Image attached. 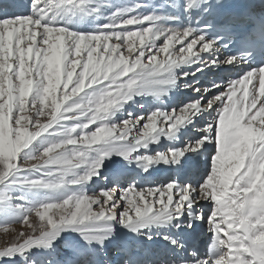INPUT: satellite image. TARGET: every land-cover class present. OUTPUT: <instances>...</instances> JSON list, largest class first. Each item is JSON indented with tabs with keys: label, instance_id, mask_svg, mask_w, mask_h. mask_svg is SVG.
<instances>
[{
	"label": "rangeland",
	"instance_id": "rangeland-1",
	"mask_svg": "<svg viewBox=\"0 0 264 264\" xmlns=\"http://www.w3.org/2000/svg\"><path fill=\"white\" fill-rule=\"evenodd\" d=\"M90 2H67L73 6L74 18L86 27L81 34L88 36L95 28L103 27L104 34L119 43L116 49L89 44L86 37L69 39L64 30L30 34L28 29L0 36V143L5 142L7 157L0 168V254L15 253L0 258L3 264H32L33 260L50 264L56 260V254L44 246L60 231L65 239L83 244L76 231L66 228L75 225L79 230L89 223L84 217L97 212L99 202L102 203H95L91 195L98 193L102 199L107 195L102 190L112 193L117 186L125 187L121 182H128L122 178L96 186L103 174L96 172V167L109 150L102 144L104 140L128 125L126 117L118 119L108 108L114 90L126 83V76L129 78L128 68H120L130 60L129 42L135 32L146 30L148 25L144 21L149 12H137V17L131 0ZM98 2L110 3L107 14L111 16L106 15L102 24L87 13ZM125 9L127 14L120 17ZM118 56L129 59L117 66ZM182 72L189 71L177 69L165 74L179 76ZM234 93L235 90H229L225 101L240 106L225 111L228 123L224 126L220 122L216 144L205 161L202 182L207 179L216 185L215 195L226 204L237 262L264 264V149L257 152L254 142L258 131L264 130L263 93ZM200 97L197 95L196 99ZM154 115L160 119L161 112L148 111L140 126L152 127ZM62 152L65 154L61 155ZM14 158L16 168L5 177ZM116 192L113 194L118 200L121 191L119 195ZM124 206L123 202L118 212L124 211ZM211 208L207 209L205 220ZM112 255L119 264L126 263L124 255Z\"/></svg>",
	"mask_w": 264,
	"mask_h": 264
},
{
	"label": "bare ground",
	"instance_id": "bare-ground-1",
	"mask_svg": "<svg viewBox=\"0 0 264 264\" xmlns=\"http://www.w3.org/2000/svg\"><path fill=\"white\" fill-rule=\"evenodd\" d=\"M88 1L91 3L90 0ZM25 2L30 3V0ZM67 2L68 0H34V4L41 5L34 15L14 21H0V36H3V33L14 35L18 31L28 29L31 30L30 34L37 31L41 34L44 30L54 31L55 29L66 31L69 39L86 37L89 44L91 42L98 47L117 48L119 43L113 42L106 36L103 27L95 28L88 36L81 34L86 27L74 18L71 14L73 6ZM130 3L131 7L134 6L136 15L137 12L141 15L145 11L146 14H148L147 11L149 12V16H146L147 19L144 21L148 26H145L146 30L139 31L140 33L135 28L136 36L132 42H129L132 44V52L128 56L129 62L124 64L129 58L119 56L117 58V66L118 63L124 64L121 70L125 71L128 68L129 78L125 75L126 72L122 71L127 78L126 83L120 84L119 88L114 90L111 97L112 105L108 108V112L118 119L126 117L127 121L124 120L128 125L120 129L121 131L118 130L109 135L110 137L102 143L109 150L108 154L105 153L102 156L101 162L96 167V172L103 173L101 178L97 179L96 186H104L109 181L117 182L127 178L128 182L119 181L126 189L121 190L119 199L115 201L119 205L125 203V210L120 213L127 211L131 215V220L125 215H121L120 220L125 226L141 229L133 232L118 223L104 222L111 223L112 236L104 241L103 246L99 244L91 246L95 248L104 264L116 258L112 254L124 255L125 264H130L133 260L138 261L139 264H169L175 257L176 250L162 238L167 234L184 242L185 247L190 246L199 255L200 264H239L238 258L234 255L236 243L230 231L231 217L229 218V211H226L224 206L226 204L223 205V202L215 195L216 185L207 179L202 183L199 181L207 156L211 153L214 142L216 144L220 122L224 126L228 123L225 111H232L240 106V103L236 107L237 102L225 101L228 91L235 90L234 95L241 92L242 96H249L251 93L254 95L256 92L259 96L263 93L262 100H264V86L260 87L259 84V69L256 66H248L244 60L238 58L234 65H227L226 57L230 54L223 52L218 45V49L214 48L209 52L208 48L200 43L199 35L193 31L192 27V22L205 12L201 10L185 12L182 7L184 0H131ZM108 4L98 2L90 10H87L85 5L83 8L92 19L102 24L107 20ZM165 5L177 8L178 12L172 15ZM113 6L115 9V5ZM123 6L126 8V4ZM251 6L253 12L264 11V0H255ZM154 9L162 10L163 13L153 14ZM126 14L125 9L119 13V16ZM139 22L141 23V20ZM152 23H160V25ZM11 34L8 37L10 39L13 37H10ZM64 35L66 36L65 33ZM198 44L199 47H197ZM133 53L136 55L134 56ZM217 55L225 59L218 60ZM215 65L221 66L217 68ZM177 69H186L189 72L185 74L182 72L184 75L179 74V76L165 74ZM197 95L201 97L196 99ZM170 106L172 108L168 110ZM150 110H158L161 116L159 115V119L157 115H154L155 126L151 127L152 130L147 136L141 138L143 135L141 129L148 131L149 126L148 124L140 126V124ZM76 118L80 119L79 116ZM157 120L158 124H155ZM136 137L139 139H134ZM254 142L257 144V146L255 144L257 152L264 149V130L258 131ZM204 144H207L206 148H202ZM184 150L189 153L181 157V160L187 161L183 167L179 163L172 164L169 161L168 163L156 162L149 165L146 170L143 168L149 164V157L156 159L157 153H163L165 159L174 160L183 154ZM64 154L62 152L61 155ZM5 156L6 144L1 142L0 168L5 163L4 160L7 158ZM15 168L16 159L14 158L5 177ZM214 170L216 171V168ZM211 171L213 172V168ZM216 173L218 174V171ZM191 175H195L192 179L200 185L197 187L187 183L182 186L176 183L167 185L168 182L183 181ZM162 185H164L162 188H157ZM96 190L97 188L94 193ZM116 190L115 187L114 192ZM114 192H107L102 199L97 196L98 193L91 195V200L93 199L95 203L102 200V203L98 204L96 213H99L102 208L107 217L118 212L120 207L117 208L114 205L108 207L109 198L114 197ZM122 197L123 200H121ZM137 201L141 204H137ZM210 206L212 210L206 219L208 221L205 219L201 221V215L206 214ZM137 208L140 209L142 216L149 218L146 223L137 217L135 213ZM181 213L198 223L195 232L186 231L181 234L174 227L167 225L171 220L179 218ZM188 222L187 219L181 221V223ZM89 223L96 224L98 220L94 218ZM79 230L87 231L92 235L106 234L95 227L79 228ZM155 233L157 235H154ZM208 245L209 247L206 248ZM45 249L49 250V248ZM216 252L219 254L217 255Z\"/></svg>",
	"mask_w": 264,
	"mask_h": 264
},
{
	"label": "snow or ice",
	"instance_id": "snow-or-ice-1",
	"mask_svg": "<svg viewBox=\"0 0 264 264\" xmlns=\"http://www.w3.org/2000/svg\"><path fill=\"white\" fill-rule=\"evenodd\" d=\"M41 5L34 4V0H30V3L25 2V0H0V21H14L24 18L25 16H32L34 15L35 11L40 8ZM185 12H191L193 10H201L203 12H209L210 10L216 17L215 23L211 25L214 27L219 35H223L226 38H236L238 40L243 41L246 37L250 36L254 29L257 28V22L253 19H250L246 13L243 12L242 8L232 6L225 2V0H214V3L210 2V0H184L182 5ZM191 28V27H189ZM193 31H199V39L200 43L204 44L208 51L211 52L214 48H217V41L206 39L203 34H201L200 29H193ZM259 32L262 38H264V20H262L259 24ZM227 46V45H225ZM199 47V44L197 45ZM218 60H224L225 57H220L217 55L216 57ZM237 58L241 59L238 56L227 55V65H234ZM242 60V59H241ZM217 68L221 65H215ZM264 67V66H261ZM257 67V68H261ZM255 69V68H253ZM251 69V70H253ZM248 70V71H251ZM211 94V93H209ZM152 130L151 126H149L148 131H144L141 129L143 136H147L149 132ZM207 144H204L202 148H206ZM188 151L184 150L183 154L179 155L176 159H165L163 153H157L156 159H152L149 157V164L146 167H143L145 170L151 164L156 162H165L168 163L169 161L172 164L179 163L181 167L187 162L185 160H181V157H184ZM195 175H191L185 178V180L180 182H168L167 185L171 186L172 183H176L178 186H182L184 183H187L193 187H197L198 183L193 181V177ZM203 176L200 177V181H203ZM164 185L159 186L157 188H162ZM131 187L136 188L131 185ZM117 192L116 194L119 195L120 191L124 188L116 187ZM105 194H107L108 189L102 190ZM139 194V190L137 189ZM194 198V197H193ZM123 200V197L121 198ZM175 203V201H173ZM116 206L117 208L120 207L119 204H116L115 198H109V205ZM91 207H95L92 205ZM196 207V205H193ZM135 213L137 217L144 221L145 223L148 221L147 216H142L141 211L139 208L135 209ZM125 215L131 220V215L125 211L123 213L117 212L112 213L111 217H107L105 210L102 208L99 213L92 212L91 216L86 215L84 219L86 221H91L92 219H97L98 223L92 224L87 223L81 225V228H88V227H95L100 232L106 233L104 235H92L87 231L77 230L76 226L73 225L70 228L72 231H76L84 241L83 244L77 245L71 239H65V237L61 236V231L46 245L45 248L52 249L56 254V260L51 261L50 264H104L103 261L98 257L96 250L92 247V244H99L103 246L104 241L108 239L113 234V229L111 227V223H118L122 226H125L123 222L120 220V216ZM206 218V214L201 215V221ZM187 219L188 223H181L182 220ZM104 222H111L109 224H105ZM170 227H174L178 233H185L186 231L195 232L196 228L198 227V223L191 219V217H186L183 213H181L180 217L177 219L171 220L168 224ZM133 232L138 231L139 229L125 226ZM151 237H149L150 239ZM165 241H168L173 248L176 250V255L173 257L169 264H200L199 255L191 249V247H185L184 242H181L178 239L172 238L169 235L165 234L162 237ZM24 253V252H23ZM7 254H0V258H8L13 256ZM0 264H3V261L0 260ZM32 264H44L43 261L40 260H33ZM107 264H119V262L113 258L107 262ZM130 264H139L138 261H131Z\"/></svg>",
	"mask_w": 264,
	"mask_h": 264
}]
</instances>
